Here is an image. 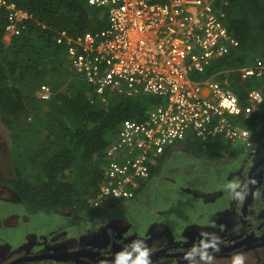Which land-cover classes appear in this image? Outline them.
<instances>
[{
  "label": "trees",
  "instance_id": "16d2710c",
  "mask_svg": "<svg viewBox=\"0 0 264 264\" xmlns=\"http://www.w3.org/2000/svg\"><path fill=\"white\" fill-rule=\"evenodd\" d=\"M8 1L31 16L20 34L7 41V12L0 9V121L20 162L12 160L16 177L7 183L32 212L48 214L67 208L77 214L86 209L89 196L98 189L107 166L104 151L116 139L120 123L144 119L165 99L106 92L103 100L72 70L66 47L56 42L58 32L78 35L102 29L107 23L105 8L87 0ZM217 4L238 46L213 61L202 76L218 69L236 70L257 57L264 58V0H217ZM230 78L233 90L243 99L239 73L233 71ZM43 84L51 90L47 100L39 95ZM248 84L251 81L244 86ZM245 119L253 130L255 125L264 128V101L258 111L240 118ZM182 143L207 154L222 155L232 149L222 138L187 136ZM170 148L155 158L134 196L161 173ZM119 200L110 198L104 204L109 209ZM253 264H264V260Z\"/></svg>",
  "mask_w": 264,
  "mask_h": 264
},
{
  "label": "built area",
  "instance_id": "2783aa9c",
  "mask_svg": "<svg viewBox=\"0 0 264 264\" xmlns=\"http://www.w3.org/2000/svg\"><path fill=\"white\" fill-rule=\"evenodd\" d=\"M87 1L106 9L107 23L78 35L58 32L56 42L66 47L72 70L103 100L106 92L165 99L143 120H124L119 125L116 140L104 151L107 166L89 202L98 206L111 197L131 198L149 176L155 158L187 136L221 137L247 150L253 146L249 129L239 120L260 109L264 91L261 85L246 86L242 99L230 87L229 76L237 71L240 82L264 85V58L236 70L194 77L238 46L217 0ZM0 9L7 12L5 36L20 34L29 12L8 0H0ZM39 95L47 100L50 87L41 85Z\"/></svg>",
  "mask_w": 264,
  "mask_h": 264
},
{
  "label": "flooded vegetation",
  "instance_id": "af4514ba",
  "mask_svg": "<svg viewBox=\"0 0 264 264\" xmlns=\"http://www.w3.org/2000/svg\"><path fill=\"white\" fill-rule=\"evenodd\" d=\"M180 146L192 153L195 159L225 157L235 161L233 170L227 175L228 180L234 181L225 200L230 202L227 207L221 204L222 209L216 206L214 212L217 216L214 215L216 221L213 225L204 229L185 228L181 232H172L167 226L158 232L157 228L153 229V223L146 220L134 226L128 215L118 214L130 207L124 202L126 199L119 200L109 209L104 205L103 214L89 206L94 217L81 218L67 208H56L48 214L43 210L32 212L8 185L7 182L13 178L0 177V188L8 190L3 193L1 189L3 198L5 195L13 200L0 199L3 204L12 206L9 211L0 212V228L5 224L18 227L15 222H7L12 218H34L43 213L50 220L55 215L59 221L46 231H38L40 234L37 236V231L32 236H25L14 245V250L12 238L17 235L7 233L9 239L6 244L11 246L12 253L0 249V264H133L141 252L144 253L134 264H186L191 257H262L253 263L263 261L264 250L259 254L257 250L264 249V148L261 149L260 144L251 151L232 148L234 150L227 149L219 155L188 148L183 143ZM173 149L171 147L168 154H175ZM164 166L165 162L162 168ZM223 193L228 192L222 190L220 194Z\"/></svg>",
  "mask_w": 264,
  "mask_h": 264
},
{
  "label": "rangeland",
  "instance_id": "374dc122",
  "mask_svg": "<svg viewBox=\"0 0 264 264\" xmlns=\"http://www.w3.org/2000/svg\"><path fill=\"white\" fill-rule=\"evenodd\" d=\"M8 36L9 35H6L7 41H9ZM201 77L203 76L201 75L199 78ZM246 123V119L241 122L242 125L254 132L253 146L251 148L260 144L261 149H263V126L255 125L253 126V130L252 127L249 124L246 125ZM181 143L182 141H179L172 146V148L174 147L175 149V154L173 152L169 154L159 176L151 179L149 184L145 188L139 190L134 197L127 198L124 201L130 207L124 208L118 212V214L122 216L128 215V218L132 221L134 226L146 220L150 221L151 224L153 223V229L157 228L158 232H160L159 230H163L165 226L169 227L172 232H181L185 228L204 229L207 225H213V222L216 221L215 218L217 215L215 214L216 212H214L216 206L220 209H222L221 204L224 207L228 206L230 200L226 202L225 200L226 196L231 193V185H234V181L231 179L228 180L227 175L233 170L235 161L225 157L196 158L201 160L199 161L191 156L192 153L183 150V147L180 146ZM2 145H4V147ZM232 148H237L238 151L243 150L241 146H232ZM2 149L4 151L3 153ZM229 150L231 151L234 149ZM16 156L15 150L12 148L9 132L0 121V168H2L0 177L11 179L16 177L11 162L14 160L17 165L20 163ZM1 189L3 193L8 191L3 187L0 188V199L7 202L13 201L12 198L5 195L4 199ZM222 190H227L228 193H223L221 195L220 192ZM88 206L97 212L100 211V214L104 213V211H102L105 207L103 204L95 206L94 203L90 201L86 209L77 213L79 217H94V211L89 210ZM11 207L12 206L5 205L0 201L1 213L9 211ZM44 214L45 213L34 218L27 216V218H12L10 221H7L8 223L15 222L18 224V227H14L11 224L1 226L0 249H7L12 253L10 247L12 246L14 250V245L20 243L25 236H32L35 231H37V234H35V236H37L38 233L40 234L38 231H46L50 228V225L59 222L57 216L54 215L50 220ZM7 233L13 236L17 235L12 238L14 243H12L11 246L6 244V241L9 239ZM5 246L6 248H4ZM262 250L264 249L257 250V253H261ZM143 253L144 252H141L135 260L141 257ZM189 259V262L186 264H251L261 260L262 257L220 259L191 257Z\"/></svg>",
  "mask_w": 264,
  "mask_h": 264
},
{
  "label": "crops",
  "instance_id": "0c3cea01",
  "mask_svg": "<svg viewBox=\"0 0 264 264\" xmlns=\"http://www.w3.org/2000/svg\"><path fill=\"white\" fill-rule=\"evenodd\" d=\"M5 39H6V36H5ZM9 40V39H8ZM218 70H224V69H218ZM218 70H215V71H218ZM79 77H81V76H79ZM222 77H223V75H222ZM82 78V77H81ZM229 78H230V76H229ZM216 79H221L219 76L218 77H216ZM85 80V79H84ZM230 81H229V85H231L232 84V79L230 78L229 79ZM221 81H223V79H221ZM251 81V85H246V86H252V85H258V86H260L261 85V87H262V89H263V91H264V85L262 84V82L260 83V82H255L254 80H250ZM247 81H245L244 83H242V87H243V89L245 90V87L246 86H244V84L246 83ZM237 83H235V85H236ZM231 88H232V86H230ZM233 89V88H232ZM143 120V119H142ZM139 121V120H138ZM239 122H240V124H241V122L242 121H240L239 120ZM122 123V122H121ZM120 123V124H121ZM242 125V124H241ZM242 126H244V125H242ZM244 127H246V126H244ZM247 128V127H246ZM249 129V128H248ZM249 131H250V136H251V139L253 140V138H252V131L249 129ZM116 138H117V136H116ZM217 138H221V137H217ZM116 140V139H115ZM209 140V139H208ZM175 145V144H174ZM247 150V149H246ZM105 156H106V153L104 154ZM106 158V157H105ZM158 158V157H157ZM107 161V160H106ZM153 163V162H152ZM151 163V164H152ZM151 164H150V166H151ZM106 167V166H105ZM106 169V168H105ZM143 181H141L140 182V184L142 183ZM134 196V195H133ZM108 199H110V198H107L106 200H108ZM111 199H118V198H113V197H111ZM105 200V201H106ZM119 200V199H118ZM121 200V199H120ZM105 201L102 203L103 205H105L104 203H105ZM89 205V204H88Z\"/></svg>",
  "mask_w": 264,
  "mask_h": 264
}]
</instances>
